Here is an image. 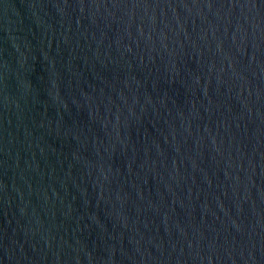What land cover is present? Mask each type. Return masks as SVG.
I'll use <instances>...</instances> for the list:
<instances>
[{
  "label": "water",
  "instance_id": "95a60500",
  "mask_svg": "<svg viewBox=\"0 0 264 264\" xmlns=\"http://www.w3.org/2000/svg\"><path fill=\"white\" fill-rule=\"evenodd\" d=\"M0 264H264V0H0Z\"/></svg>",
  "mask_w": 264,
  "mask_h": 264
}]
</instances>
